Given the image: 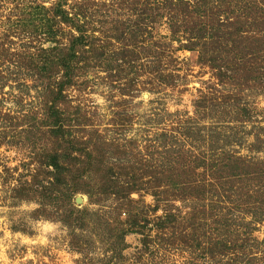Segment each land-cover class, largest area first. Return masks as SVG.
Here are the masks:
<instances>
[{"label":"rangeland","instance_id":"rangeland-1","mask_svg":"<svg viewBox=\"0 0 264 264\" xmlns=\"http://www.w3.org/2000/svg\"><path fill=\"white\" fill-rule=\"evenodd\" d=\"M0 264H264V0H0Z\"/></svg>","mask_w":264,"mask_h":264}]
</instances>
